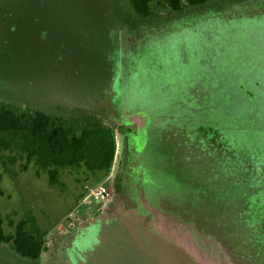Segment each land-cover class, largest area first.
<instances>
[{
	"label": "rangeland",
	"instance_id": "obj_1",
	"mask_svg": "<svg viewBox=\"0 0 264 264\" xmlns=\"http://www.w3.org/2000/svg\"><path fill=\"white\" fill-rule=\"evenodd\" d=\"M123 7L0 0V97L97 111L115 143L104 172L0 149L4 229L31 215L45 233L37 260L0 244V264H264V0L140 27ZM120 117L158 121L135 156Z\"/></svg>",
	"mask_w": 264,
	"mask_h": 264
},
{
	"label": "trees",
	"instance_id": "obj_2",
	"mask_svg": "<svg viewBox=\"0 0 264 264\" xmlns=\"http://www.w3.org/2000/svg\"><path fill=\"white\" fill-rule=\"evenodd\" d=\"M121 1L123 21L140 27L193 14L195 9H207L221 0H161L155 6L152 4L156 0ZM99 116L90 109L61 112L0 97V149H7L16 141L26 159H34L43 169L83 166L91 172L108 171L114 160V132ZM49 172L54 179L56 171ZM3 194L0 185V196ZM8 225L12 232L4 229L0 213V244L8 245L24 260H37L45 250V233L34 217L27 215L15 221L10 215Z\"/></svg>",
	"mask_w": 264,
	"mask_h": 264
},
{
	"label": "flooded vegetation",
	"instance_id": "obj_3",
	"mask_svg": "<svg viewBox=\"0 0 264 264\" xmlns=\"http://www.w3.org/2000/svg\"><path fill=\"white\" fill-rule=\"evenodd\" d=\"M120 109H121V104L118 106V110H120ZM120 119L123 121V124H124L125 121L123 120V118L120 117ZM157 122L158 121L151 122L150 124L145 123L144 126L139 121L137 122V124H135V126H133V124H134L133 119H131L129 121V123L125 122V124H124L125 134L128 135L129 137H131L133 139V142L135 141L134 146H132L133 147L132 150L129 146L125 145V149L127 150V148H128V150H129V152H128L129 156H131V155L135 156L136 154L140 153L139 151H140V148L142 146L141 143H144L142 141L147 140L149 137V134L151 132L155 131V128L157 127ZM137 139H139L140 141L142 140L141 143H139L140 142L139 140L137 141L138 142L137 143L136 142ZM133 162H134V160H133Z\"/></svg>",
	"mask_w": 264,
	"mask_h": 264
},
{
	"label": "built area",
	"instance_id": "obj_4",
	"mask_svg": "<svg viewBox=\"0 0 264 264\" xmlns=\"http://www.w3.org/2000/svg\"><path fill=\"white\" fill-rule=\"evenodd\" d=\"M92 197L96 202L103 203L105 202L109 197V190L105 188L104 186H99L95 190H90L88 197ZM86 198V200H87Z\"/></svg>",
	"mask_w": 264,
	"mask_h": 264
}]
</instances>
